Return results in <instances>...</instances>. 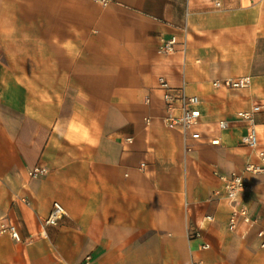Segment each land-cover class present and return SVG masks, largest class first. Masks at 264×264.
Returning a JSON list of instances; mask_svg holds the SVG:
<instances>
[{
	"label": "crops",
	"instance_id": "0c3cea01",
	"mask_svg": "<svg viewBox=\"0 0 264 264\" xmlns=\"http://www.w3.org/2000/svg\"><path fill=\"white\" fill-rule=\"evenodd\" d=\"M182 87L200 140L160 121ZM255 103L264 144V0H0V264H264V175L242 202L260 224L231 230L223 180L253 155L218 127ZM55 202L47 239L1 232L36 234Z\"/></svg>",
	"mask_w": 264,
	"mask_h": 264
},
{
	"label": "built area",
	"instance_id": "2783aa9c",
	"mask_svg": "<svg viewBox=\"0 0 264 264\" xmlns=\"http://www.w3.org/2000/svg\"><path fill=\"white\" fill-rule=\"evenodd\" d=\"M101 1L103 3L107 2V0ZM185 28L186 25H184V29ZM174 46L175 40L174 38H171L164 43L160 52L165 54L173 53L175 50ZM160 80L165 86L163 80ZM250 83V77L237 79L222 78L212 81L213 87L229 90H242L247 88ZM164 97L170 107L178 102L180 105V111L177 115L169 114L163 116L160 118V121L166 126L180 129L186 139L200 140L202 136L200 131L202 118L200 111L197 109V106L200 103L199 98L197 96L187 95L184 91V87L180 89L178 95L166 93ZM259 112H261V105L255 103L248 112L239 113L231 120L223 119L218 122V127L220 129H227L232 123H240L243 129L242 143L253 155V160L247 161L241 171L231 173L223 180L224 198L231 206L229 218V227L231 230H235L240 222L249 226L260 224L259 218L252 216L242 203L244 193L251 186L250 178L255 175H264V144H262L259 139L256 120V115ZM35 172L43 173L44 169L39 168ZM65 217H67L65 208L60 203L55 202L48 215L41 220L39 230L36 234H28L26 237H23L20 232L19 224L16 221H6L2 223L1 232L8 234L15 241H21L24 243L33 240H45L48 237V230L58 226ZM204 220L209 224L213 222V217L207 215ZM258 234L259 236H264V228H260ZM198 236V227L195 225L194 230L188 234V238L194 239ZM204 247L206 248L208 245H204ZM78 264H94L93 258L89 255Z\"/></svg>",
	"mask_w": 264,
	"mask_h": 264
}]
</instances>
